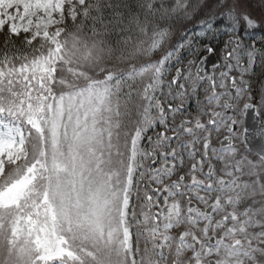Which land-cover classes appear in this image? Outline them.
<instances>
[{"label": "snow or ice", "instance_id": "6c2138e0", "mask_svg": "<svg viewBox=\"0 0 264 264\" xmlns=\"http://www.w3.org/2000/svg\"><path fill=\"white\" fill-rule=\"evenodd\" d=\"M257 25L240 0H0V264H264Z\"/></svg>", "mask_w": 264, "mask_h": 264}, {"label": "rangeland", "instance_id": "374dc122", "mask_svg": "<svg viewBox=\"0 0 264 264\" xmlns=\"http://www.w3.org/2000/svg\"><path fill=\"white\" fill-rule=\"evenodd\" d=\"M209 2H214V0H209ZM240 7L258 22V25L255 28L242 31L241 35L244 37L246 43L252 44L255 42L256 47L259 49L261 48V41H264V0H240ZM188 28L192 32L199 30L195 21L189 24ZM201 35L203 34L201 33ZM226 38V36L220 37L221 42ZM220 46L222 47V43ZM255 71L258 76L260 74L259 57L257 58V67ZM253 78H255V76H253ZM201 99H203L202 92Z\"/></svg>", "mask_w": 264, "mask_h": 264}, {"label": "water", "instance_id": "95a60500", "mask_svg": "<svg viewBox=\"0 0 264 264\" xmlns=\"http://www.w3.org/2000/svg\"><path fill=\"white\" fill-rule=\"evenodd\" d=\"M217 62V60L215 59V56L211 57L209 59V62L207 64V71L210 73V66L212 65V63ZM252 127V129L254 130V135H251V132H249V143L252 144L254 147L258 146L260 143V140L255 136V132L257 130V128L259 127L258 125V121L256 119V117L249 113L248 114V121L246 122V128L249 129Z\"/></svg>", "mask_w": 264, "mask_h": 264}, {"label": "flooded vegetation", "instance_id": "af4514ba", "mask_svg": "<svg viewBox=\"0 0 264 264\" xmlns=\"http://www.w3.org/2000/svg\"><path fill=\"white\" fill-rule=\"evenodd\" d=\"M227 39V38H226ZM216 58L219 60V56L218 55H216ZM252 80H253V82L255 83L256 81H258L259 79H260V75H256L255 76V78H251ZM256 87H259V85L258 84H256ZM192 104H193V106H192V108H191V111H193V112H195V106H194V102H191ZM242 106V105H241ZM229 114H231V113H229ZM202 119L203 120H207V116H204V117H202ZM248 121V115H247V118H246V120H245V127H246V122ZM240 129L238 128L237 129V131H239ZM249 132H251V135H254V130L252 129V127L250 128V131ZM150 135L152 134V133H149ZM224 140V136L222 135V136H220L219 138H217L215 135L213 136V146L214 147H216V148H220L221 147V141H223ZM238 147H240L239 145H238ZM241 151H243V149L241 148ZM237 158H239V157H237ZM249 158H251V159H254V157H249ZM212 163L213 164H215L216 165V167L217 168H220V167H222V163L221 162H218V161H215V160H213L212 161ZM206 170V169H205Z\"/></svg>", "mask_w": 264, "mask_h": 264}]
</instances>
